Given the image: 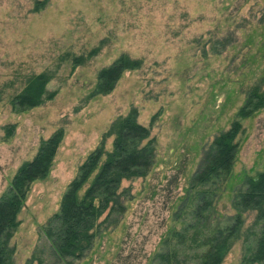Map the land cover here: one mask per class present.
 <instances>
[{"label":"rangeland","instance_id":"374dc122","mask_svg":"<svg viewBox=\"0 0 264 264\" xmlns=\"http://www.w3.org/2000/svg\"><path fill=\"white\" fill-rule=\"evenodd\" d=\"M33 1L0 0V88L8 96L25 75L48 72L53 98L23 113L8 98L0 103V196L42 141L64 134L47 178L31 186L19 213L15 261L47 247L39 230L78 168L112 122L136 109L155 139L154 165L146 178L122 182L124 215L74 264H158L165 238L184 226L175 215L203 149L229 128L246 89L264 75V0H49L38 12ZM122 55L143 65L109 94L92 96L98 72ZM243 126L232 173L218 186L216 210L225 218L235 214L234 192L264 170V110ZM112 142L105 139V150ZM243 217L245 235L222 264L241 263L255 213Z\"/></svg>","mask_w":264,"mask_h":264},{"label":"trees","instance_id":"16d2710c","mask_svg":"<svg viewBox=\"0 0 264 264\" xmlns=\"http://www.w3.org/2000/svg\"><path fill=\"white\" fill-rule=\"evenodd\" d=\"M48 2L34 0L33 11H40ZM83 61L74 58L73 65L80 66ZM142 65L140 59L120 56L98 72L91 95L109 94L126 71L139 70ZM51 79L48 72L25 75L21 87L12 94L7 96L6 88H0V103L8 98L12 111L18 113L34 109L52 100L53 95L47 91ZM263 87L264 75L246 89L243 105L229 128L219 132L203 149L189 182L188 196L175 215L177 220L183 219L184 226L174 228L165 238L164 250L157 255L158 264H222L232 246L245 235L243 215L249 212L255 213L254 227L251 239L245 242L244 237L242 241L240 264H264V170L247 177L234 192L231 205L235 214L225 218L216 210L222 195L218 186L232 173L244 133L243 123L264 110ZM137 118V110L132 109L112 122L67 186L58 211L40 228L47 247L36 250L23 264H74L91 251L102 230L115 225L118 217L124 215L129 191L121 189L122 182L146 178L156 156L155 139L150 138V129L139 124ZM63 134L58 130L42 141L35 156L18 168L0 196V264H17L11 240L20 225L19 213L31 186L47 178ZM107 137H113L109 151L104 146ZM46 254L53 260L47 262Z\"/></svg>","mask_w":264,"mask_h":264}]
</instances>
